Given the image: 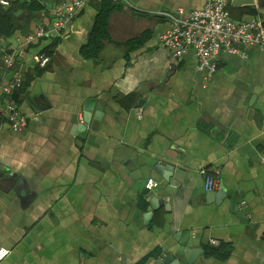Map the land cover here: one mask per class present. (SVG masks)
<instances>
[{
  "label": "crops",
  "instance_id": "1",
  "mask_svg": "<svg viewBox=\"0 0 264 264\" xmlns=\"http://www.w3.org/2000/svg\"><path fill=\"white\" fill-rule=\"evenodd\" d=\"M7 1L0 85L12 75L6 49L21 50L23 84L35 80L13 93L27 129L0 119V264H264V49L221 53L208 75L192 50L177 58L161 46L163 13L205 0H92L65 37L49 31L22 48L64 0ZM229 10L264 23V0ZM37 52L52 56L46 68ZM36 84L43 98H31ZM88 100L91 120L98 103L103 116L84 132Z\"/></svg>",
  "mask_w": 264,
  "mask_h": 264
},
{
  "label": "built area",
  "instance_id": "2",
  "mask_svg": "<svg viewBox=\"0 0 264 264\" xmlns=\"http://www.w3.org/2000/svg\"><path fill=\"white\" fill-rule=\"evenodd\" d=\"M92 0H64L55 8V16L50 27H38L27 35L22 48L36 44L49 31L65 37L68 22ZM120 2L122 0H112ZM236 0H205L201 9H195L186 14L180 9L176 12L163 13L169 22V29L160 38V45L173 52L177 58L192 50L200 71L212 75L217 71L216 58L221 53L240 54L238 46H257L264 49V23L260 19L235 22L230 14V4ZM9 6L7 0H0V7ZM18 49H6L2 54L3 68L11 73L10 80L0 85V119L11 126L14 132L21 133L27 129L26 118L19 114V107L13 101V93L22 86L23 73L17 69L19 58ZM52 56L45 52H37L33 56L35 65L46 68ZM204 177L206 192L219 188V180L214 172L207 168L200 170ZM158 183L149 180L145 187L149 190L156 188ZM213 246L219 242L212 241ZM9 251L0 249V261L5 259Z\"/></svg>",
  "mask_w": 264,
  "mask_h": 264
},
{
  "label": "water",
  "instance_id": "3",
  "mask_svg": "<svg viewBox=\"0 0 264 264\" xmlns=\"http://www.w3.org/2000/svg\"><path fill=\"white\" fill-rule=\"evenodd\" d=\"M38 85L36 84V90L38 91H34V93L31 94V98L33 99L34 97H40L43 98L42 95L40 94L39 89H37ZM103 105L102 103H98V105L96 106V112H95V116H94V121H92V115L94 112V108H95V101L94 100H88L84 103L83 106V125L82 128H84V132L86 131L87 127L90 126L91 121H92V126H96L97 121H99V119L103 116ZM73 123L78 124V114L74 115L73 117ZM157 169H159V167H157ZM170 171H173V168H170ZM172 175L171 173L169 175L165 176V180L169 181L171 179ZM172 184H174V182L171 181ZM221 192H223L224 194V189L223 187L220 188Z\"/></svg>",
  "mask_w": 264,
  "mask_h": 264
},
{
  "label": "trees",
  "instance_id": "4",
  "mask_svg": "<svg viewBox=\"0 0 264 264\" xmlns=\"http://www.w3.org/2000/svg\"><path fill=\"white\" fill-rule=\"evenodd\" d=\"M106 3H111L110 1L106 0ZM106 16V15H104ZM2 59V58H1ZM34 74V73H33ZM33 74H31V77L29 78V82H25L24 84L22 83V86H21V91L23 92H26V90H28L32 83L34 82L35 80V77L33 76ZM23 82H24V77H23ZM14 102L16 103V101L14 100ZM16 105L19 107L18 103H16Z\"/></svg>",
  "mask_w": 264,
  "mask_h": 264
}]
</instances>
